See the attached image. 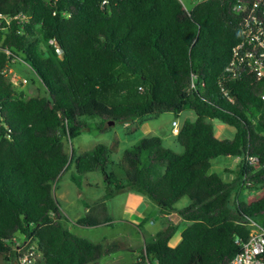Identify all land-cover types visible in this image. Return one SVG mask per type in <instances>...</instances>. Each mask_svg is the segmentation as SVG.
<instances>
[{"label": "trees", "instance_id": "trees-1", "mask_svg": "<svg viewBox=\"0 0 264 264\" xmlns=\"http://www.w3.org/2000/svg\"><path fill=\"white\" fill-rule=\"evenodd\" d=\"M238 1L198 0L187 8L181 0H0V13L31 15L24 24L0 22V262L17 260L18 233L36 241L41 264H99L121 249L67 225L55 184L71 163L78 175H106L104 198L131 188L188 223L171 245L178 225L166 218L140 259L118 264H143L145 255L156 264L234 257L250 219L264 224V79L228 69L243 38ZM17 58L37 74L42 93L27 95L14 82L9 70ZM136 76L135 88L125 86L123 79ZM186 110L195 118L172 131L181 151L159 135L140 138L117 162L103 142L81 153L67 146L84 130L129 123L132 131L163 112ZM216 120L233 127L232 136H218ZM224 155L240 159L232 179L212 168ZM247 189L261 193L247 200ZM184 197L189 203L178 207ZM77 222L103 221L86 213Z\"/></svg>", "mask_w": 264, "mask_h": 264}, {"label": "rangeland", "instance_id": "rangeland-1", "mask_svg": "<svg viewBox=\"0 0 264 264\" xmlns=\"http://www.w3.org/2000/svg\"><path fill=\"white\" fill-rule=\"evenodd\" d=\"M198 0H181L183 5L187 8L193 6ZM11 73L13 76L23 77L27 80L23 84L18 85L19 88L23 89L27 95H33L42 93L44 91L43 85L39 80L37 74L29 67V65L22 59H16L12 63ZM140 78L138 76L132 79H123L125 86L136 87ZM123 83L116 85L114 90H120ZM122 94L119 93L116 96V102L122 99ZM115 97V95H114ZM195 113L192 110H186L178 115L176 119L181 126L186 118H195ZM176 115L173 112H163L159 114L157 117L147 120L143 123L142 126L138 128H133V130L128 133L127 128L123 125V123H116L112 125L111 130L107 132H90L89 130H84L83 133L76 138H74L71 142L67 144L69 150L73 148L75 152L83 151L86 149L93 148L96 144L103 143H111L115 139L119 141V144L113 146L112 159L117 162L122 154L123 149L133 145L137 140L144 136L150 135H159L164 139V143L167 146L172 147L177 151H181L182 147L176 142V138L174 134L171 132V121L175 118ZM173 122V121H172ZM215 132L218 136H232L233 127L222 123L221 121H214ZM239 157L224 155L218 156L212 159V168L213 170L219 172L225 179H232L235 176V170L237 168ZM230 169V170H228ZM114 170L121 174L122 170L117 165H114ZM101 175L100 172H88L81 175L77 174V169L74 163H71L68 171L62 175L57 183L55 184V195L58 198L61 207H64L66 214L73 219L77 211L80 207H83V202H88L93 200V198L103 196L105 194V175L100 177L99 183H96L93 187H90L86 180H93L96 176ZM76 176V179L73 177ZM67 186H71L73 191L66 198H59L58 194ZM79 190L80 195L76 192ZM261 191L253 190L249 191L248 189L245 191L247 200H252L260 195ZM111 206L115 207V217L118 216H127L130 214L129 210L127 212L125 207H134L133 201L128 198L126 193H118L111 200ZM152 201V200H150ZM153 202V201H152ZM154 203V202H153ZM189 203V198L184 197L178 203V207L185 206ZM156 204V203H155ZM129 209V208H128ZM67 222V225L70 224ZM160 224L156 222L154 225L149 224L148 228L144 230L147 240H150V232L152 230H158ZM71 227V226H70ZM73 227H71L72 229ZM72 231L76 233L83 234L84 236L89 237L91 240H100L103 236L107 235V229H72ZM180 234L176 232L174 238L172 240L173 243L179 240ZM118 240L125 244L128 238L125 236H121ZM116 256L111 255L103 258L99 264H118L120 262L127 261H117ZM0 264H8L3 260Z\"/></svg>", "mask_w": 264, "mask_h": 264}, {"label": "built area", "instance_id": "built-area-1", "mask_svg": "<svg viewBox=\"0 0 264 264\" xmlns=\"http://www.w3.org/2000/svg\"><path fill=\"white\" fill-rule=\"evenodd\" d=\"M234 9L242 16L243 38L233 49L228 69L232 72L233 77L241 75L244 69H248L256 77L264 79V0H239ZM30 17L31 15L24 11L11 15L0 13V22L5 21L9 24L16 21L24 24L29 21ZM51 42L56 43L55 40H51ZM56 47L58 52L62 51L57 43ZM13 80L17 84L27 82L25 78L17 76H14ZM172 124V131L177 134L180 129L178 119H174ZM248 161L252 165H257L259 158L249 156ZM249 225L248 239L237 240L240 245L239 250L227 264H264V224L250 219ZM14 242L17 252V260L14 264H41L43 253L35 240L25 234L18 233Z\"/></svg>", "mask_w": 264, "mask_h": 264}, {"label": "crops", "instance_id": "crops-1", "mask_svg": "<svg viewBox=\"0 0 264 264\" xmlns=\"http://www.w3.org/2000/svg\"><path fill=\"white\" fill-rule=\"evenodd\" d=\"M178 116L172 119H176ZM172 121H171V132H172ZM123 125L127 128L131 126L129 123H123ZM143 125V124H142ZM141 125V126H142ZM128 133L131 132L127 130ZM234 132V128H233ZM83 133V132H82ZM81 133V134H82ZM80 134V135H81ZM108 144V143H106ZM119 141L115 139L111 143H109L111 149H113L114 145H118ZM88 150V149H86ZM85 151V150H83ZM83 151H79L76 153H81ZM113 152V150H112ZM93 172H98V171H93ZM66 173V172H65ZM64 173V174H65ZM63 174V175H64ZM101 175L96 176L92 181L91 180H86L87 184L90 187H93L96 183H99ZM106 178V177H105ZM105 180V179H104ZM105 189V188H104ZM73 191L71 186L65 187L59 194V198H66L71 194ZM76 192L80 195L81 192L79 190H76ZM119 193H126L128 198H130L133 201L134 207H125L124 209L129 210L130 214L127 216H118L115 217V207L111 206V200L115 197L112 198H104L103 196H99L96 198H93V200H90L88 202H83V207H80L77 213L75 214L73 219H70V217L66 214L64 207H61L64 215L66 216V223L69 222L70 219V224L68 225L69 227H73L72 229H88L90 228L91 230L93 229H102L106 228L107 229V235L103 236L100 240H94V242H101L104 244L111 243L112 241H118L121 244V249H119L116 252L110 253L107 256L114 255L116 256L117 261H127V263L132 262L137 260L138 258H141L142 251L145 249V244L147 241L146 235L144 233V230L148 228L149 224L154 225L156 222L160 224L158 230H160L163 226L164 220L169 219L173 223H177L178 229L176 232L180 234L183 231V229L187 226V221L183 220L181 216L178 214V212L174 211L169 214H165L163 212H159L158 205L150 201L148 197L140 192H137L131 188H126L123 191ZM61 205V204H60ZM129 208V209H128ZM153 211H157L156 214L149 219L145 220V218ZM89 213L91 217H100L102 219V223L96 224V225H81L77 222V219L83 216L84 214ZM145 220V221H144ZM70 227V229H71ZM71 229V230H72ZM158 230H152L150 232V240L154 236V234ZM175 232V234H176ZM76 233V232H75ZM81 236H84L83 234L77 233ZM174 234V235H175ZM128 238L127 242L125 244L121 243L118 238L121 236H125ZM88 239H90L87 236H84ZM174 238V236H173ZM172 238V240H173ZM181 237L179 238L178 241L175 243L172 242L171 240V245H176L180 241ZM91 240V239H90ZM93 241V240H92ZM145 255V254H144ZM105 256V257H107ZM104 257V258H105ZM101 262V261H100ZM143 264H156V260L154 259L153 256L148 257L145 255V260Z\"/></svg>", "mask_w": 264, "mask_h": 264}, {"label": "water", "instance_id": "water-1", "mask_svg": "<svg viewBox=\"0 0 264 264\" xmlns=\"http://www.w3.org/2000/svg\"><path fill=\"white\" fill-rule=\"evenodd\" d=\"M113 122H111V124H112ZM105 177H106V175H105Z\"/></svg>", "mask_w": 264, "mask_h": 264}]
</instances>
